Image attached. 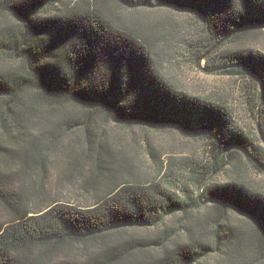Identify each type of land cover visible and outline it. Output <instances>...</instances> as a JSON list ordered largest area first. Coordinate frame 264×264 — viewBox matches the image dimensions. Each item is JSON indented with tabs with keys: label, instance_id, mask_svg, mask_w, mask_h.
<instances>
[{
	"label": "trees",
	"instance_id": "obj_1",
	"mask_svg": "<svg viewBox=\"0 0 264 264\" xmlns=\"http://www.w3.org/2000/svg\"><path fill=\"white\" fill-rule=\"evenodd\" d=\"M112 6L197 16L195 64L218 46L204 60L207 68L248 81V109L254 120L259 108L264 139V52L225 50L264 29L247 26L224 40L245 24H264V0H0V206L8 216L0 220V264H264V229L226 204L264 223V179L251 170L264 175V144L256 131L238 127L223 101L167 81L157 61L163 37L121 21ZM67 106L80 111L59 112ZM100 115L115 125L174 130L204 143L208 158L189 165L187 182L173 184L178 195L131 176L126 152L97 131ZM79 128L83 142L66 146L62 182L79 178L89 206L46 188L48 149ZM144 144L157 175L173 171L175 161L163 162ZM229 145L248 156L237 147L226 154ZM208 177L202 198L214 202L203 206L191 187L200 191ZM177 216V227L166 228ZM154 228L160 231L144 237L129 232Z\"/></svg>",
	"mask_w": 264,
	"mask_h": 264
},
{
	"label": "rangeland",
	"instance_id": "obj_2",
	"mask_svg": "<svg viewBox=\"0 0 264 264\" xmlns=\"http://www.w3.org/2000/svg\"><path fill=\"white\" fill-rule=\"evenodd\" d=\"M111 10L119 16L121 21L130 22V24L133 23V26L141 27L143 31L150 33L152 37H163L158 48L159 56L157 61L159 70L162 76L177 90L194 96L208 98L211 101H223L231 108L238 127L246 133H249V135H251V131H256L258 134L256 120H253L251 117L245 96L244 85L248 81L242 80L235 74L226 73L225 70L209 72L211 69L207 68L205 61H202L198 66L195 64L192 46L198 40L202 28L197 16L191 13L179 12L174 8L165 7L133 11L112 6ZM4 21L5 19L0 17V23L3 24ZM240 47L245 49L253 48L264 52V35L258 38L249 36L243 39L241 44H230L225 50L233 51L238 50L237 48ZM4 62V60L0 59V66H5L4 64L6 63ZM64 110L72 112L80 111V109L75 107L67 106L59 112ZM45 115L48 116V112ZM58 115L59 113L56 114V116ZM96 121L97 125H99L97 131L100 132L104 129L106 137L112 142L116 152H126L128 162L133 167L131 171L133 174L131 176L137 177L138 179L145 178L147 181H152L151 183H159L162 186L170 188L178 195L180 191L176 190L173 184L176 183L180 187V183L187 182L190 179L189 165L206 161L208 158V152L204 143L187 140L171 129H157L138 125L125 127L115 125L101 115L100 117H96ZM39 127L43 128L40 125ZM37 129L36 127L35 130ZM145 139L152 149L159 152L163 162L175 161L172 172L167 175L166 172L157 175V169L152 165L146 152ZM77 141L83 142L82 128L63 137L55 149H48L46 188L49 189L50 193L57 194L59 199L66 203L89 206L90 196L86 195L80 189L78 184L80 181L79 178L76 182H62V177L67 173L69 164V155H67L66 146L71 145L79 149L82 142L78 144ZM251 170L253 177L256 176V178L260 177L264 179V175L259 174L257 170H254L252 167ZM123 176L124 178H130V175L127 173H124ZM39 177L40 175L37 172L32 174L33 179L38 180ZM191 191L196 194L199 192L194 186L191 187ZM35 202L40 204L38 200H35ZM35 202H31V204L35 205ZM203 206H207V204ZM38 210L39 207H33L32 211L37 212ZM7 219V214L0 206V220L6 221ZM179 220V216L172 220H167L166 228H168L169 224L176 228ZM158 230L159 228H154L148 230H131L129 232L139 237H144L158 233ZM180 235L182 236V234ZM213 261L214 259H210V264H213ZM248 264H257V261L251 262L249 260Z\"/></svg>",
	"mask_w": 264,
	"mask_h": 264
},
{
	"label": "water",
	"instance_id": "obj_3",
	"mask_svg": "<svg viewBox=\"0 0 264 264\" xmlns=\"http://www.w3.org/2000/svg\"><path fill=\"white\" fill-rule=\"evenodd\" d=\"M252 25H256V26H258V27L264 29V24H261V23L245 24V25H243L242 27H240L239 29H237V31H235L234 33H232V34H230L228 37H226L224 40H229V39H230V38H231L236 32H239V31H241L242 29H244L245 27H247V26H252ZM222 42H224V41H222ZM222 42H221V43H222ZM217 47H218V46L214 47V48H213V49H212V50H211V51H210V52H209V53H208V54L202 59V61H204V60L207 58V56H209L210 54H212V53L217 49ZM202 61H201V62H202ZM218 70H222V69H215V70H211V71H209V72H215V71H218ZM258 114H259V108H258L257 111H256V114H255V120H256V126H257L258 135H259V137H260L262 143L264 144V139H263L262 134L260 133L259 126H258V119H257ZM232 147H237V148H239V149H240V150H241L246 156H248V154L246 153V151H245L243 148L238 147V146H236V145H229V146H227L226 149H225V153L227 154V151H228L230 148H232ZM209 179H210V177H208V178L205 180V182L202 184L201 189H200V191H199V203H200L201 205H204V204H210V203L214 202V200H203V198H202V190H203V187H204V185L209 181ZM221 201L223 202V200H221ZM226 204H227L228 206H230L234 211H236V212L242 214L243 216H245V217H247V218H249V219H252V220L256 221V222H257L258 224H260V225L262 226V228L264 229V223H263L262 219H261L258 215H253V214H247V213H244V212H242L241 210L232 207L228 202H226Z\"/></svg>",
	"mask_w": 264,
	"mask_h": 264
},
{
	"label": "crops",
	"instance_id": "obj_4",
	"mask_svg": "<svg viewBox=\"0 0 264 264\" xmlns=\"http://www.w3.org/2000/svg\"><path fill=\"white\" fill-rule=\"evenodd\" d=\"M41 203V202H40ZM39 207V206H38ZM39 209H42V207H39Z\"/></svg>",
	"mask_w": 264,
	"mask_h": 264
}]
</instances>
